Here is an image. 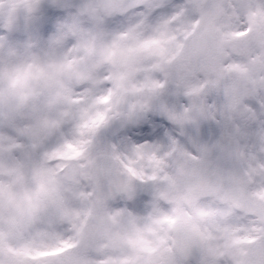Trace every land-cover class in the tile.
<instances>
[{
    "label": "clouds",
    "instance_id": "1",
    "mask_svg": "<svg viewBox=\"0 0 264 264\" xmlns=\"http://www.w3.org/2000/svg\"><path fill=\"white\" fill-rule=\"evenodd\" d=\"M144 13V0H0V187L43 186L45 208L63 204L92 227L105 213L145 212L173 184L249 185L253 160L264 162V109L254 120L243 102L229 111L225 88L243 93L245 82L211 88L199 60L174 45L163 57L160 45L140 47L166 18ZM12 211L0 199V214ZM56 227L74 235L67 222Z\"/></svg>",
    "mask_w": 264,
    "mask_h": 264
},
{
    "label": "snow or ice",
    "instance_id": "2",
    "mask_svg": "<svg viewBox=\"0 0 264 264\" xmlns=\"http://www.w3.org/2000/svg\"><path fill=\"white\" fill-rule=\"evenodd\" d=\"M144 8V14L163 9L166 18L154 29L158 38L140 47L160 45L163 57L166 45H174L189 62L199 60L211 88L232 77L245 82L243 93L225 88L227 108L232 111L243 102L254 120L264 109V25L257 22L264 17V0H185L175 5L144 0ZM205 84L190 93L199 94ZM42 191L43 186L22 194L0 187V199L6 197L13 209L0 214V264H264V162L259 158L253 160L248 186L210 178L183 190L173 184L147 202L145 212L105 213L92 227L81 212L63 204L45 208L39 201ZM208 198L220 206H204ZM19 217L26 218L24 227ZM65 222L72 225L73 236L57 230Z\"/></svg>",
    "mask_w": 264,
    "mask_h": 264
}]
</instances>
